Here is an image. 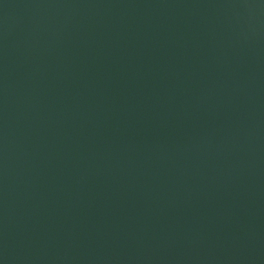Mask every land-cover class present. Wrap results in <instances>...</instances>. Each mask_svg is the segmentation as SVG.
Listing matches in <instances>:
<instances>
[{
	"label": "water",
	"instance_id": "95a60500",
	"mask_svg": "<svg viewBox=\"0 0 264 264\" xmlns=\"http://www.w3.org/2000/svg\"><path fill=\"white\" fill-rule=\"evenodd\" d=\"M0 264H264V0H0Z\"/></svg>",
	"mask_w": 264,
	"mask_h": 264
}]
</instances>
